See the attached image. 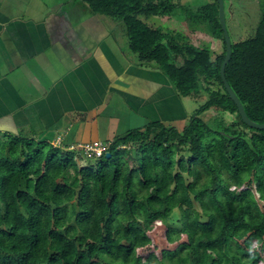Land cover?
<instances>
[{
	"label": "trees",
	"instance_id": "16d2710c",
	"mask_svg": "<svg viewBox=\"0 0 264 264\" xmlns=\"http://www.w3.org/2000/svg\"><path fill=\"white\" fill-rule=\"evenodd\" d=\"M172 1L87 4L93 14L123 23L140 64L157 65L182 96L206 90V100L182 129L151 121L109 140L101 156L22 133L4 134L0 264H264V129L243 121L224 85L226 41L218 0L198 6ZM176 9L190 27L206 25L204 30L223 41V52L212 59L209 47L146 21ZM232 49L226 78L248 116L264 123V8L253 34L232 41ZM211 108L236 113L251 133L226 124L220 114L206 120L203 114ZM191 163L201 177L199 188L183 179ZM175 182L186 201H203L204 212L187 220L190 225L173 213ZM157 220L167 227V240L176 243L159 253L150 233ZM178 223L183 229L173 236Z\"/></svg>",
	"mask_w": 264,
	"mask_h": 264
},
{
	"label": "crops",
	"instance_id": "0c3cea01",
	"mask_svg": "<svg viewBox=\"0 0 264 264\" xmlns=\"http://www.w3.org/2000/svg\"><path fill=\"white\" fill-rule=\"evenodd\" d=\"M82 2L80 12L70 1L0 0V136L22 133L75 146L157 120L182 129L198 96L180 95L155 64L120 61L104 40L111 35L104 33L106 16ZM118 111L129 124L123 132Z\"/></svg>",
	"mask_w": 264,
	"mask_h": 264
},
{
	"label": "rangeland",
	"instance_id": "374dc122",
	"mask_svg": "<svg viewBox=\"0 0 264 264\" xmlns=\"http://www.w3.org/2000/svg\"><path fill=\"white\" fill-rule=\"evenodd\" d=\"M27 1V0H25ZM55 0H47L48 4L51 5ZM67 2L69 1L72 5V3H76V8L81 12L80 8L84 7L83 0H59V2ZM180 2L191 5V6H198L201 4H205L207 2H211L212 0H173L172 3L178 4ZM225 6H226V21L227 26L229 29V33L231 36L232 41H241L247 39L249 36L253 34L255 31L261 14L262 10L264 8V0H225ZM74 8V7H73ZM89 8V7H88ZM86 11V10H85ZM77 16V17H76ZM84 17L83 14H76L73 16V22L74 24H80L79 18ZM104 23L107 25V29L104 32L106 34L107 31L110 30L111 35H107L106 38H104L105 42L109 44L110 48L116 53V55L119 57L120 61H128L129 58L136 57V54L132 52L129 47L127 49V35H125V30L122 22L115 21L110 17H103ZM146 21L155 26V27H163L165 29H172L173 31H181L186 37L187 40L191 43H193L196 46H207L210 48L211 58L214 59L219 54L223 52L224 46L223 41L219 38L213 37L208 31L204 30V27L206 28V25L197 26V28H192L189 26L188 22L186 21V18L183 16V13L178 9L176 10H170L168 11L167 15H156L151 16ZM85 26L83 25V29ZM89 28V26H88ZM89 33V38L92 37V32H90L89 29L85 28ZM203 29V30H202ZM99 32V29H98ZM114 36V39L112 38ZM115 40V42H114ZM121 46V47H120ZM123 48V49H122ZM127 49L126 53L123 51ZM137 60V58H135ZM212 88L217 87V83L212 81L211 82ZM203 93L204 96H207V91L204 90ZM204 96H198V98L193 99L192 103H197L198 106L205 101ZM200 97V98H199ZM115 100L118 102L119 98L114 96ZM117 105V103H116ZM119 105H117L118 107ZM119 112V111H118ZM222 115L223 120L226 122V124H238L239 128L242 130H245L246 132L248 129L240 123L239 116L236 113L231 112H224L218 108H211L210 111L203 114V117L206 120H211L213 116ZM119 121H120V127L124 128L121 129L120 132L125 131V129L129 128V124L127 121V116L119 112ZM184 121L182 122H176V125L180 126L182 128L184 125ZM130 129V128H129ZM116 135H119L118 133ZM115 135V136H116ZM3 136H0V139ZM191 170L189 172H185L183 174V179L185 184L192 183L195 188H199L201 183V177L197 176L195 174L196 166L194 163L190 164ZM171 185L172 188V195L175 197L173 201L171 202V205L173 206V213L176 211L177 213H181L182 217L184 218L185 222L192 221V219L198 214L199 212H204L203 210V201L196 200V201H186L182 195V192L180 189H182V185L178 184ZM177 195V196H176ZM190 222H187L190 225ZM182 223H178L175 226V230H173V236L181 234V227ZM183 229V228H182ZM187 229V228H186ZM153 239V245L151 246L153 250H156V252H160L161 249L165 248H174L176 246V243H170L167 238V227L165 224L157 220L154 224V228L150 231ZM187 235H182L181 240H186ZM143 250H140L142 252ZM146 252V251H144Z\"/></svg>",
	"mask_w": 264,
	"mask_h": 264
},
{
	"label": "water",
	"instance_id": "95a60500",
	"mask_svg": "<svg viewBox=\"0 0 264 264\" xmlns=\"http://www.w3.org/2000/svg\"><path fill=\"white\" fill-rule=\"evenodd\" d=\"M219 2V18H220V23H221V27L223 29L224 32V37H225V41H226V56L225 59L222 63L221 66V76L224 82V85L227 89V91L230 94V97L234 100V102L237 104L238 109H239V113L243 119V121L248 124L251 127L254 128H258V129H264V123H260V122H255L253 121L247 114L246 110H245V106L244 104L241 102V100L239 99V97L237 96L236 92L234 91V89L232 88V86L229 84L226 75H225V68L227 63L229 62L231 55H232V39L229 33V29L227 26V21H226V6H225V0H218ZM107 156H110L111 153L107 152L106 153Z\"/></svg>",
	"mask_w": 264,
	"mask_h": 264
},
{
	"label": "built area",
	"instance_id": "2783aa9c",
	"mask_svg": "<svg viewBox=\"0 0 264 264\" xmlns=\"http://www.w3.org/2000/svg\"><path fill=\"white\" fill-rule=\"evenodd\" d=\"M111 141H93L89 143H82L78 147L83 148L86 152L95 154L96 156H101L109 147ZM75 147V146H72Z\"/></svg>",
	"mask_w": 264,
	"mask_h": 264
},
{
	"label": "clouds",
	"instance_id": "9594fccd",
	"mask_svg": "<svg viewBox=\"0 0 264 264\" xmlns=\"http://www.w3.org/2000/svg\"><path fill=\"white\" fill-rule=\"evenodd\" d=\"M75 146H78V145H75Z\"/></svg>",
	"mask_w": 264,
	"mask_h": 264
}]
</instances>
